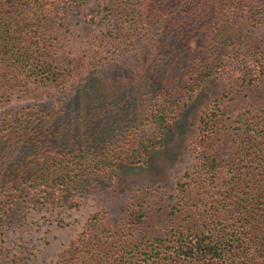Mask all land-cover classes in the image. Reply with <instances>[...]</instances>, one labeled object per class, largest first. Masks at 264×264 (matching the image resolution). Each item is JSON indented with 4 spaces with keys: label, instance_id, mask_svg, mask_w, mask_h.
<instances>
[{
    "label": "trees",
    "instance_id": "16d2710c",
    "mask_svg": "<svg viewBox=\"0 0 264 264\" xmlns=\"http://www.w3.org/2000/svg\"><path fill=\"white\" fill-rule=\"evenodd\" d=\"M85 1L0 0V103L31 84L57 88L46 102L0 109V213L145 164L207 78L252 85L264 75V0H109L113 20L96 44L118 45L139 66L119 82L96 77L107 64L96 46L55 50L52 24L62 27L65 10ZM74 99L79 113L64 122ZM218 113L212 100L196 121L184 223L130 242L94 211L48 264H264V107L224 161L213 137ZM142 214L132 208L123 222L132 227Z\"/></svg>",
    "mask_w": 264,
    "mask_h": 264
},
{
    "label": "rangeland",
    "instance_id": "374dc122",
    "mask_svg": "<svg viewBox=\"0 0 264 264\" xmlns=\"http://www.w3.org/2000/svg\"><path fill=\"white\" fill-rule=\"evenodd\" d=\"M109 7V0H86L77 9H66L63 26L52 24V29L57 53L74 56L88 46H96L100 62H107L97 65L96 77L103 75L119 82L127 80L129 72L137 73L139 66H129L125 62L129 53L118 45H106L100 50L96 44L104 39L102 34L113 20ZM30 87L26 94L14 93L6 103H0V109L31 101L46 102L57 91L50 86ZM212 100L219 105L214 144L224 161L231 157L238 133L243 134L246 118L264 107V75L252 85L231 78H207L166 130L161 148L152 151L145 164L120 166L97 179L88 176V184L44 197L31 196L19 200L13 210L0 213V264L52 262L94 211L102 213L111 232L130 242L156 235L168 223H184L182 210L194 196L192 186L184 183L189 179L184 173L191 171L194 161L191 139L200 111ZM70 103V110L62 116L69 123L79 113L78 99ZM179 183H183L182 190ZM137 207L142 217L128 227L122 217Z\"/></svg>",
    "mask_w": 264,
    "mask_h": 264
}]
</instances>
